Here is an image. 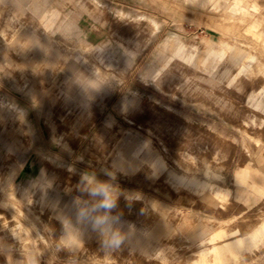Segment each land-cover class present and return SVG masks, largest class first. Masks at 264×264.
I'll use <instances>...</instances> for the list:
<instances>
[{
  "label": "rangeland",
  "instance_id": "1",
  "mask_svg": "<svg viewBox=\"0 0 264 264\" xmlns=\"http://www.w3.org/2000/svg\"><path fill=\"white\" fill-rule=\"evenodd\" d=\"M105 171L117 249L77 221ZM202 253L264 264V0H0V264Z\"/></svg>",
  "mask_w": 264,
  "mask_h": 264
},
{
  "label": "clouds",
  "instance_id": "2",
  "mask_svg": "<svg viewBox=\"0 0 264 264\" xmlns=\"http://www.w3.org/2000/svg\"><path fill=\"white\" fill-rule=\"evenodd\" d=\"M104 174L110 180H101L94 172L81 174L80 188L94 201V204L90 208H81L77 213V221L96 232L105 249H117L125 239L119 227L121 224L119 216L112 215V210L117 206L119 193L111 182L115 179L114 174L110 171H105ZM67 226V222H65V227ZM71 239L70 235L68 240L71 241Z\"/></svg>",
  "mask_w": 264,
  "mask_h": 264
},
{
  "label": "bare ground",
  "instance_id": "3",
  "mask_svg": "<svg viewBox=\"0 0 264 264\" xmlns=\"http://www.w3.org/2000/svg\"><path fill=\"white\" fill-rule=\"evenodd\" d=\"M237 6H238V4H236V7ZM181 52H182V48H180V50H179V53L182 55ZM156 231H158V230H156ZM123 234L127 237L130 236L129 232H124ZM231 234H233V233H231ZM220 237H222V238L224 237V239L221 240L222 243L220 245L214 244L212 247L209 248L211 251L218 252L220 254V252L223 249H226V250L231 251L233 254L237 255L238 250L244 245L243 244L244 239L240 236H236V234H235V236L233 234L231 236V238H229V239H226L224 235H220ZM206 262L207 261H206L205 254L202 253L199 257L196 258V260L194 261V264H206Z\"/></svg>",
  "mask_w": 264,
  "mask_h": 264
}]
</instances>
